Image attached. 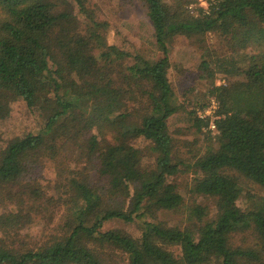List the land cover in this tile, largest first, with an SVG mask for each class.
<instances>
[{
  "label": "trees",
  "instance_id": "obj_1",
  "mask_svg": "<svg viewBox=\"0 0 264 264\" xmlns=\"http://www.w3.org/2000/svg\"><path fill=\"white\" fill-rule=\"evenodd\" d=\"M192 1L140 0L161 53L152 59L106 43L88 0H0V101L38 107L50 134L0 151V264H264V0H205L196 13ZM173 38L200 53L202 88L182 103ZM211 100L214 132L196 114ZM189 105L191 140L168 125ZM185 170L189 197L211 200L214 213L194 200L186 208ZM184 208L196 233L157 219ZM31 214L47 216L35 238L24 232ZM110 219L140 220L139 232H102Z\"/></svg>",
  "mask_w": 264,
  "mask_h": 264
},
{
  "label": "rangeland",
  "instance_id": "obj_2",
  "mask_svg": "<svg viewBox=\"0 0 264 264\" xmlns=\"http://www.w3.org/2000/svg\"><path fill=\"white\" fill-rule=\"evenodd\" d=\"M90 6L98 8L97 15L100 20L106 22L104 29L105 41L108 44H114L121 48L130 50L134 53H141L142 55L158 59L161 57V53L158 52L153 44L152 40V27L147 19L144 9L140 5V0H88ZM206 8L207 4H202L198 0H193L190 8L194 13V9L198 7ZM169 60L178 70L174 67L171 72V82L175 91V98L178 102H186L190 100L194 93L200 91L203 81L197 78L198 65L200 63V53L197 49L192 48L187 44V41L183 38H173L168 44ZM224 83L223 79L216 80V83ZM189 91L188 93H186ZM78 103L85 107L88 105V99L84 96L77 98ZM189 105L185 110H181L180 113L172 116L169 121L170 132L177 136L186 137L191 140L195 137L192 133L193 129L188 122L187 111L190 110ZM179 130V131H177ZM186 134L184 136L180 134ZM48 134L45 128V120L40 114L38 107L28 108L22 99H18L13 102L0 101V151L5 146V143L12 138L25 136V135H39ZM132 145L135 148H143L144 142L140 139L134 140ZM204 148L205 144H197ZM72 149L67 145L64 147V154L71 156ZM49 154V150H48ZM134 160V156L120 155L118 163L123 165H129ZM143 164L146 159L141 160ZM45 172H47L45 170ZM51 170L49 171V174ZM44 175V171L37 174V176ZM190 174L185 171L178 177V182L182 186V193L185 196V206L190 207L194 200L199 204H206L210 208V212L214 213V206L211 200H202L199 197L193 198L188 195V187L190 184ZM44 185L49 189L53 181L51 176H47L44 180ZM245 187L253 192L260 191L261 188L254 185L249 181H245ZM184 208L181 212H160L157 216L159 221H163L169 226H177L179 228H187L193 232L198 231V222L188 223L186 221L188 213ZM8 209L0 206V217H7ZM54 216L50 214L49 217ZM39 217L37 214H31L30 221L25 225L24 232L29 238H35L36 236L43 234L47 231L46 218ZM48 220V219H47ZM56 220V219H54ZM140 220L133 222H125L119 219L106 220L101 225V231L107 232L113 229H123L129 232L132 236L137 235L138 224ZM26 223V222H25ZM250 231H240L238 237L244 240Z\"/></svg>",
  "mask_w": 264,
  "mask_h": 264
},
{
  "label": "built area",
  "instance_id": "obj_3",
  "mask_svg": "<svg viewBox=\"0 0 264 264\" xmlns=\"http://www.w3.org/2000/svg\"><path fill=\"white\" fill-rule=\"evenodd\" d=\"M198 2H200L202 4H206L205 0H198ZM206 8H204V9H206ZM216 111H217V104L214 100H211L205 108L199 109L196 112V114L199 118L209 120V130H211L213 132L215 131L214 120L217 118L216 117Z\"/></svg>",
  "mask_w": 264,
  "mask_h": 264
}]
</instances>
